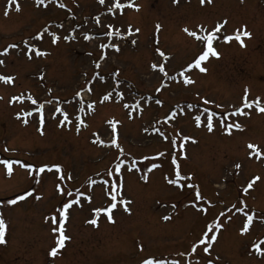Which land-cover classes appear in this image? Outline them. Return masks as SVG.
I'll use <instances>...</instances> for the list:
<instances>
[{
    "label": "rangeland",
    "instance_id": "rangeland-1",
    "mask_svg": "<svg viewBox=\"0 0 264 264\" xmlns=\"http://www.w3.org/2000/svg\"><path fill=\"white\" fill-rule=\"evenodd\" d=\"M15 2L9 10V0H0V52L8 49L0 56V76L14 78L0 81V161L12 165L8 175L0 163V215L6 222L0 264H142L149 258L264 264L253 247L264 240V112L255 104L244 107L246 89L248 101L259 97L264 107V0H119L123 8L114 7L116 0H18L20 11ZM224 21L214 33L219 58L210 55L200 65L207 71L200 72L193 62L206 41L184 29L203 36ZM238 32L244 46L234 38ZM185 78L194 83L185 84ZM205 108L217 114L212 132L203 123ZM238 108L246 114H234ZM62 113L68 115L63 126ZM235 123L243 131L233 128L229 135L225 126ZM174 157L181 175L191 177L183 188L167 183L174 178ZM118 162L121 172L109 176ZM152 163L160 166L153 169ZM118 175L123 187L114 193L113 223L105 211L97 218L95 209L110 206ZM255 177L260 179L245 193ZM196 191L203 199H194ZM20 195L26 199L9 203ZM73 199L80 205L68 210L67 219L60 217ZM121 199L130 202V211ZM250 214L249 231L241 234ZM93 218L97 226L88 223ZM214 223L223 226L209 232L212 247L205 253L199 240ZM61 225L70 239L52 257L60 234L53 229Z\"/></svg>",
    "mask_w": 264,
    "mask_h": 264
},
{
    "label": "snow or ice",
    "instance_id": "snow-or-ice-1",
    "mask_svg": "<svg viewBox=\"0 0 264 264\" xmlns=\"http://www.w3.org/2000/svg\"><path fill=\"white\" fill-rule=\"evenodd\" d=\"M13 2H14V0H9V10H10L11 5L13 4ZM104 2H105V0H99V3H100V4H104ZM207 2H208V3H211L212 0H207ZM38 3H41V4H42V3H44V0H38ZM204 3H205V0H201V4L203 5ZM61 6L63 7V5H61ZM128 6H132V5H128ZM114 7H115V8H123L124 5H122L121 3H119V0H116V3L114 4ZM15 10H16V11H20V5H19V3H18V0H16V2H15ZM108 10H109V11H112V8H109ZM137 10H138V6H137ZM7 14H8V12L6 11V12H5V15H7ZM97 23H99V18H97ZM226 23H227V21H224L223 24H218L217 27H216V29L214 30L213 33H211V34H207V35H203V36H198L196 32H194V31H189L187 28L184 29V31H185L188 35L193 36V37H196L198 40L206 41L204 51H203L202 54L199 55V57L193 62L194 66L197 67V68H199V71H200V72H206V71H207V69H206L205 67H201L200 65H201V62H202V61H206V60L209 58L210 55L213 56V57L219 58V55H220L219 52L216 51L215 48H213V41L216 39V36H215L214 33H215V32H218V31L220 30V28H222V27L224 26V24H226ZM109 27H111V26H109ZM159 29H160V25H157V31H159ZM129 31H131V28L129 29ZM136 31L138 32L139 29H136ZM107 34H108V35H112L113 33H112V32H109V33H107ZM116 35H119V30H117ZM243 35H244V36H249V37H250L251 34L245 31V32H243ZM84 38H85V39H90V37L87 36V35H86ZM234 38H235L237 41H239V42L241 43V46H244V44H243V40H241V34H240L239 32L235 35ZM56 39H59V38L57 37ZM225 39L230 41V40L233 39V37H232V36H228V37H225ZM55 42H56V41L53 40V43H55ZM14 47H16V46H15V45H9V48H14ZM101 47H105V46L102 45ZM111 47L115 48L116 51H119V47H118L117 45H111ZM156 51L159 53L160 56H162V57L165 56V54H164L159 48H157ZM7 54H8V49H7V48L4 49L3 52H0V56H4V55H7ZM36 55H41V53L37 50V51H36ZM29 59H31V55H29ZM165 59H166V57H165ZM3 63H4V61H3V60H0V64H3ZM193 64L188 65V67H187L184 71H190V70L192 69V67H193ZM96 67L99 68L100 65L97 64ZM152 67H153V69H156L157 65L153 64ZM159 70H160L162 73H164L165 76L168 75V74L164 71V67H163L162 65L160 66V69H159ZM184 71H182V72L180 73L181 76L184 75ZM13 79H14V78L11 77V76H7V77H5V76H0V81H3L4 83H11ZM184 83H185V84H191V83H194V81H192L191 79L185 78V79H184ZM159 90H160V89H157V91H159ZM91 91H92V89H91V88H88V92H91ZM76 95H77V96H80V92H77ZM247 95H248V90L246 89V90H245V97H244V101H245L244 107L251 108V107L253 106V104H255L256 107L258 108V110H259L260 112H264V107H260V104H259L260 98L257 97L255 101H253V102H249V101H248V98H247ZM110 96H111V93L105 95V96L103 97V100H108V99L110 98ZM12 99H13V100H16L17 98H16V97H13ZM29 99H31V97H29ZM103 100H102L101 102H103ZM203 102H204L205 105L211 103V101H209V100H207V99H205ZM33 103H35V100H33ZM157 103H160V101H157ZM89 107H92V105H89ZM125 107L127 108V107H129V106H128V105H125ZM137 107H138V105H137ZM39 111H40V123L43 124V123H44V119H43V105L40 106ZM57 111H62V110H61V109H57ZM204 111L207 113V112H208V109L205 108ZM237 113H238V114H241V115L246 114V113L243 112V109H240V108H238V109L236 110V113H234V114H237ZM62 114H63V116H64V120H61V121H60L61 126H63L64 122L68 120V115H67V113H62ZM28 115H31V113H28ZM213 115H214V113H213V114H208V115L205 117V121H203V123L205 124V126H206L208 132H212V131H213V127H214V125H213ZM17 118H18V119L20 118V117H19V114L17 115ZM27 122H28V121H27L26 119L23 121V123H25V124H27ZM81 123H83V121H81ZM194 123H195V125H196L197 127H200V126H201V124H202V120H201V116H200V115H196V116L194 117ZM225 127H226V130H227V132H228L229 135H231V133H232V129H233V128H235L236 130L243 131V128H242V126H241L239 123H235L234 125H226ZM189 139H190L189 137H183V140H184L185 142H187ZM193 142H195V141L193 140ZM112 143H113L117 148H119V150L121 151V153L123 152V149L120 148V146L116 143L115 140H113ZM248 147L251 149V148H254L255 146L249 144ZM159 155L162 156L163 153H160ZM250 155H251V154H250ZM145 159H148V157H145ZM0 163H3V164H5V165L7 166V172H8V175H11V174H12V165H11L7 160L0 161ZM17 163H20V162H17ZM172 163H173L174 165H176V167H175V169H174V178L167 179V183H168L169 185L176 186L177 188H183L185 185H184L183 183H181V182H182V181H185V182H186L187 180H190L191 177H189V176H182V175H181L180 168H179V165H178L177 162H176V158H175V157L173 158ZM21 166H22V167H26V168L31 167L30 165L23 164V163L21 164ZM159 166H160V165H158V164H156V163H152V168H153V169H155V168H157V167H159ZM46 167H47V166H44V167L39 168V172L43 173V172L45 171V168H46ZM56 167H57V169L59 170V166H56ZM122 167H123V162H118V163H116V164H115V168H114V170L109 171V172H108V175L111 176V175L113 174V171H114L115 173H120ZM235 167L238 169V168L241 167V165H240V164H236ZM129 170H130V169H129ZM60 179H64V176L61 175ZM68 179H71V176H70V175L68 176ZM259 179H260V177H255L252 181H250V182L248 183L247 187L244 188L243 191L246 193V192L248 191V189L251 188V187L253 186V184L255 183V181H256V180H259ZM89 183H94V181H89ZM104 183H105V184H108L109 182H108L107 180H105ZM122 187H123V184H122V178L118 175V176H117V180H116V182L112 185V189H113V191L109 193L112 202L110 203V206H109L107 209H103V210H101V209H95V212L97 213V218H98L99 213H100L101 211H105V212L107 213V219H108V221H109V222H113V223L115 222L114 219H113L112 210H113V209H116L118 205H117V203H116V201H117V195L114 194V193H115V191H116L117 188L122 189ZM189 187H194V186L189 185ZM28 195H31V193H28ZM67 195H68V196H72V193H71V192H68ZM79 195H81V194L78 192V193H77V196H79ZM24 199H26V196H25V195H20V196H18L16 199H12V200H10L9 203L15 205L18 201H21V200H24ZM37 199H39V197H37ZM194 199L198 201V200H201V199H203V198L200 196V193H199L198 191H196V193H195V198H194ZM87 200L90 202V201H91V197H90V196L87 197ZM80 203H81V202H80L79 199H73V200H71L70 202H65V203L63 204V209L60 210V211L58 212V215H59L60 217L64 218V219H67L68 210H69L74 204H75V205H80ZM119 203L122 204V205H124V208H125L126 211H130V210L127 208V203H130V202H125L123 199H121V200L119 201ZM173 207H175V205H173ZM233 207L235 208L236 206L233 205ZM236 210H237L238 212H239V211H242V209H240V208H237ZM220 216H222V217L225 216V213H224V212H221V213H220ZM97 218H93V219L89 220L88 223H90V224H92V225H94V226H97ZM227 218L230 219V217H227ZM50 219L53 220V223L56 222V221H55V218H50ZM164 219H165V220H168V219H170V217H167V216H166V217H164ZM253 219H254V214L247 215V223L244 224V226L242 227V229H241V234L247 233V232L249 231V226L251 225ZM222 226H223V225H222L221 223H214V225H209V226H208V230H207V231L204 233V235H203V238L199 240V244H204V245H206V246L203 248V251H204L205 253H208V252H209V249L212 247V244L207 242L208 239H209V232H212V231H213V228L215 229L216 232H218V231L222 228ZM5 230H6V222H5V220L3 219L2 215H0V244H4V243H6V240H5ZM57 230L59 231L60 234H59V239H58L57 242H56V243H57V247H53V248L51 249L50 255H51L52 257H55V256L57 255V249H58V248H63V247L65 246V241L68 240V239H70L69 237H67V236L64 235V230H63V226H62V225L59 227V229H56V228L53 229V231H57ZM210 239H211L212 241H215V240H216V235H211ZM260 244H264V240H261L259 244H254L253 247H254V248L256 249V251L259 252L261 255H264V251H262V250L260 249ZM197 247H198V244H193L192 249H191L192 253H196ZM142 264H164V261H163V260H156V259H153V258H149V259H145V260H143ZM208 264H212V261L209 260V261H208Z\"/></svg>",
    "mask_w": 264,
    "mask_h": 264
}]
</instances>
